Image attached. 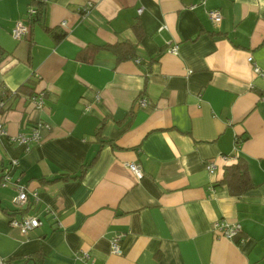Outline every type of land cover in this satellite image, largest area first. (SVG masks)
Listing matches in <instances>:
<instances>
[{
    "label": "crops",
    "instance_id": "crops-1",
    "mask_svg": "<svg viewBox=\"0 0 264 264\" xmlns=\"http://www.w3.org/2000/svg\"><path fill=\"white\" fill-rule=\"evenodd\" d=\"M33 3L42 13L30 22ZM118 41L136 46L134 59L102 48L77 59ZM251 60L264 69V0H0V107L30 80L44 94L41 110L25 94L0 110V178L11 175L0 184L1 264H264V75ZM38 122L49 124L40 142L12 141ZM240 158L253 187L231 196L219 181ZM94 159L82 179L41 183ZM15 181L38 192L28 215L41 225L27 234L10 224L22 215L3 211L17 209ZM219 221L240 233L215 235Z\"/></svg>",
    "mask_w": 264,
    "mask_h": 264
},
{
    "label": "built area",
    "instance_id": "built-area-1",
    "mask_svg": "<svg viewBox=\"0 0 264 264\" xmlns=\"http://www.w3.org/2000/svg\"><path fill=\"white\" fill-rule=\"evenodd\" d=\"M91 2H88L87 5L84 6L85 8H89L91 6ZM138 14L142 12V9L139 8L137 10ZM36 9L34 7H30L28 9V16L35 15ZM208 17L217 23L221 21V14L217 9H211L207 12ZM64 24V22H63ZM28 25L25 24L23 21H18L15 26L12 28L11 36L15 40H21L28 34ZM171 52H176V46L171 48ZM253 72L258 75H264V69H261L253 60H251ZM44 94L43 92H39L37 96L33 97L31 102L37 109H43L44 107ZM49 124L45 122H38L36 126L32 129L29 134L25 133H18L15 137L12 138L14 143L25 146L26 150H29L31 144L38 143L42 137V130L47 129ZM6 133L3 124L0 120V136ZM223 158H227V156H223ZM12 164L15 165V160H12ZM12 165V166H13ZM127 168L132 172L136 178H141L143 176L142 170L138 164L135 162H128L126 164ZM207 170L209 172H213L215 165L213 162H208L206 165ZM10 171V170H9ZM10 173L6 172L2 176V180L0 181L1 186H7L11 183ZM13 184L14 190L16 191V195L13 198V202L16 205L17 209L24 208L28 205L30 201H38V192L37 191H30L27 186L18 183L15 181ZM10 224L12 226L18 227L22 234H27L29 231L39 227L41 225V220L39 217L33 215H25L21 218V220H17L15 218L11 219ZM241 230V226L239 223H227L224 221H219L214 224L213 232L217 236H221L224 238H233L237 233ZM123 236L122 233L116 234L111 239V251L114 254L120 253V240ZM80 258L85 259L88 258L86 253L78 255ZM2 263V259L0 258V264Z\"/></svg>",
    "mask_w": 264,
    "mask_h": 264
},
{
    "label": "trees",
    "instance_id": "trees-1",
    "mask_svg": "<svg viewBox=\"0 0 264 264\" xmlns=\"http://www.w3.org/2000/svg\"><path fill=\"white\" fill-rule=\"evenodd\" d=\"M34 4L38 5V6H35L37 14H35L34 17L30 18V22L31 21L34 22L35 19L39 18V16L42 13V6L37 4V3H33L32 6H34ZM136 32H139L138 34H140V35L142 34L139 27H136ZM52 34L56 40H59L63 37V34L61 32L60 33L54 32ZM101 48L112 51L113 54L116 56V62L117 63H120L121 61H124V60L135 58L136 46L133 45L132 43L128 42V41H118L116 43H111V44L108 43V44H103V45H98V46L92 45V44L88 45L86 48L82 49L78 53L77 59L80 61H83L85 63H90L91 61H93L96 51L98 49H101ZM146 85L147 84L145 83L144 88L147 87ZM34 86H35V81L30 80L28 82V84L21 86L16 91V93L11 94L8 92L6 95L4 94V97H3L4 105L2 107H0V110L2 108H4L5 105H7L9 103L10 99H13L14 97H16L17 95H20V94H25L27 96L26 98L28 99V101L31 102L32 98L38 95V93L37 94L34 93ZM141 95H143V93L139 94V96H141ZM34 108L37 109L35 106H34ZM41 109H37V110H41ZM132 112L133 111L129 112L128 115L132 114ZM127 119H128V117L124 118L122 120V122L124 123ZM97 136H99V134ZM102 141H104V140H102ZM100 146H102V144ZM94 161H95V159L90 161L87 164H84L80 174L77 176H71V177L67 176L68 178H65V177L50 178L49 180H41V183L50 184V183L58 182L61 180H67L69 178L82 179L87 168H89ZM1 180H2V177L0 178V181ZM219 185L227 187V190L231 196H240V195H243L248 190H250L253 187V184H252L251 179L249 177L246 161L244 159L240 158V159H238V161L236 163L229 165V166H226L224 168L223 176L219 181ZM37 203H38L37 201H30L28 203V205L24 208L14 209V210L4 208L3 211L6 214H8L9 216H16V215L25 216V214L28 215V212L34 211L36 209ZM239 233H237L235 236H237ZM9 264H12V263H9Z\"/></svg>",
    "mask_w": 264,
    "mask_h": 264
}]
</instances>
